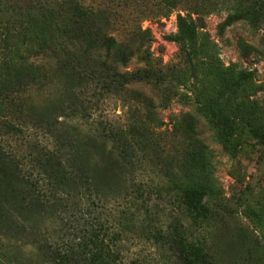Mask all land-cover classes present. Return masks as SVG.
Segmentation results:
<instances>
[{"label":"trees","instance_id":"16d2710c","mask_svg":"<svg viewBox=\"0 0 264 264\" xmlns=\"http://www.w3.org/2000/svg\"><path fill=\"white\" fill-rule=\"evenodd\" d=\"M218 10L227 11L219 24L221 33L237 22L264 29V0H0V116L20 110L11 94L23 85L58 77L57 71L97 81L107 94L118 96L126 91L129 102L141 103V107L130 106L131 123L124 134L109 128L107 133L103 127V135L116 144L120 165L129 177L124 190L110 194L100 188L95 172L81 158L87 142H72L64 135L60 137L63 142L47 145L40 156L34 155L30 167L5 153L0 145V165L9 177L8 193L0 189V216L4 218L10 208L8 198L15 200V211L23 212L34 206L61 212L71 202L86 197L92 200L93 196V202L103 205L120 196L132 198L137 208L144 209L152 176H159L165 168L153 158L158 141L152 132L164 122L158 118L154 98L127 88L136 83L149 85L167 98L185 95L192 99L221 142H233L247 132L264 145V83L257 79V70L238 63L224 65L202 32L204 18ZM174 13L177 31L168 40L178 45L179 61L168 66L149 49L152 32L144 29L142 22L152 19L162 23ZM238 43L244 57L264 55V42L261 47L242 39ZM41 55H52L55 65L47 68L37 60ZM132 59L140 66L119 70ZM187 116L188 133L192 142H199V149L185 154L175 170L164 173L194 218L206 219L210 209L205 198L214 190L213 165L208 146L196 136L197 118ZM2 124L7 133L16 128ZM36 169L39 177L34 179ZM122 234L115 225L110 233L97 226L81 234L78 242L42 243L41 261L121 264L115 246ZM155 236L170 245L181 264L215 263L208 245L191 240L178 224L173 232ZM1 264L17 261L11 258Z\"/></svg>","mask_w":264,"mask_h":264},{"label":"rangeland","instance_id":"374dc122","mask_svg":"<svg viewBox=\"0 0 264 264\" xmlns=\"http://www.w3.org/2000/svg\"><path fill=\"white\" fill-rule=\"evenodd\" d=\"M129 11L128 8L126 12ZM226 15V10H218L206 16L202 32L214 44V53L224 65L238 63L255 69L257 79L264 83V55L244 57L238 43L242 39L261 47L264 29L254 30L246 22H237L221 33L219 24ZM142 26L151 29L148 46L154 56L168 66L178 63L179 47L168 40L177 31L176 14L162 23L147 19ZM52 55H41L37 60L50 68L55 65ZM110 66H115L112 61ZM139 66L132 59L119 70ZM57 73L58 77L23 85L19 92L11 94L20 110L0 116V145L4 152L30 167L34 155L40 156L47 145L63 142L60 137L67 135L72 142H87L81 158L95 172L101 189L110 194L124 190L129 177L120 165L116 144L106 140L103 127L107 133L109 128L124 134L131 123L130 106L141 107V103L129 102L126 91L118 96L107 94L97 81L67 71ZM127 88L154 98L158 118L164 122L160 127L153 126L152 132L158 141L153 158L165 168L159 176H152L146 207L139 209L132 198L124 196L111 197L103 205L93 202V196L92 200L86 197L71 202L61 212L36 206L23 212L15 211V200L8 198L10 208L4 218L0 216V264L11 258L17 264H43L40 244L78 242L79 236L92 228L101 226L110 233L114 225L123 231L115 246L121 264H181L170 245L155 236L158 232H173L177 224L191 240L208 245L214 264H264V145L247 132L233 142H221L196 103L185 95L167 98L144 83ZM181 93L191 95L186 89ZM187 114L197 118L196 136L208 146L213 165L214 190L205 198L210 209L206 219L194 218L164 173L175 170L185 154L199 149V142H192L188 133ZM4 122L16 128L7 133L2 127ZM4 172L5 166L0 165V189L8 193L9 177ZM33 177H39L37 169Z\"/></svg>","mask_w":264,"mask_h":264}]
</instances>
